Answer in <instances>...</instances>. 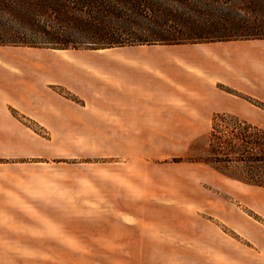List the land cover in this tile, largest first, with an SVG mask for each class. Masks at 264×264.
I'll return each mask as SVG.
<instances>
[{
    "label": "crops",
    "instance_id": "0c3cea01",
    "mask_svg": "<svg viewBox=\"0 0 264 264\" xmlns=\"http://www.w3.org/2000/svg\"><path fill=\"white\" fill-rule=\"evenodd\" d=\"M151 46L8 52L0 264H264V186L202 162L160 182L63 176L79 137L129 166L174 138L188 149L218 114L264 128V39Z\"/></svg>",
    "mask_w": 264,
    "mask_h": 264
},
{
    "label": "trees",
    "instance_id": "16d2710c",
    "mask_svg": "<svg viewBox=\"0 0 264 264\" xmlns=\"http://www.w3.org/2000/svg\"><path fill=\"white\" fill-rule=\"evenodd\" d=\"M197 4H231L228 10L254 14L257 20L251 25L243 21L241 33L203 36L195 32L206 27L185 13L199 9ZM240 39H264V0H0V47L99 50ZM227 116H215L207 153L195 161L264 186V178H256L257 164L264 163V156L246 134L264 130L235 117L231 119L244 132L236 127L221 129L220 122ZM234 164L242 165L250 177L233 174Z\"/></svg>",
    "mask_w": 264,
    "mask_h": 264
},
{
    "label": "rangeland",
    "instance_id": "374dc122",
    "mask_svg": "<svg viewBox=\"0 0 264 264\" xmlns=\"http://www.w3.org/2000/svg\"><path fill=\"white\" fill-rule=\"evenodd\" d=\"M200 8L191 11H185L192 19L199 25L206 27L204 30L196 31L195 33L203 36L210 35H224L241 33L245 29L242 26L243 21L251 25L257 18L254 14H246L244 11L237 12L236 10H228L231 4H197ZM238 7H243L244 4H235ZM241 12V13H240ZM257 20V19H256ZM217 26V27H216ZM216 27V28H213ZM242 40V39H240ZM244 40V39H243ZM134 48H164L151 45H138L128 46ZM24 49L23 46H3L0 47V65L5 66L4 59L8 52H17ZM78 53L90 54L92 50L79 49ZM108 56L110 60H117V53L113 51H106L101 53ZM108 64V63H107ZM104 71H117L116 63L109 62L105 65ZM258 105H263V101L255 100ZM232 116L228 115L225 121L220 122V128L224 130L235 129L236 125L231 119ZM243 127V126H242ZM242 132L245 130L236 127ZM213 124L210 125L204 133L194 139L188 149L181 151V147L177 145V138H174V145L167 142L165 145L158 143L157 150L151 153L142 152L138 154V158L135 159L131 165L126 166L123 164L124 158L118 156L117 152L111 146L104 147L101 138L99 137H79L78 138V155L77 157H69V153H63V176H77V177H138V178H153L155 181L160 177L166 176H180L182 174V166L191 163H198L195 160L203 158L209 146V140ZM264 128H260V130ZM248 135V141L256 145L257 153L264 156V133L254 132L250 130L246 133ZM103 151V149H105ZM67 156V157H65ZM2 159L0 158V161ZM127 163V162H126ZM203 163V162H202ZM258 169L257 179H263L264 177V163L257 164ZM233 174L250 177L249 173L242 169V165L234 164L232 170ZM160 182V181H156ZM153 187L160 188L164 185H152ZM143 190L146 189L145 185L140 186ZM148 188L151 186H147Z\"/></svg>",
    "mask_w": 264,
    "mask_h": 264
}]
</instances>
